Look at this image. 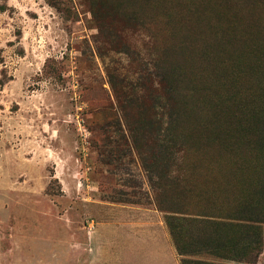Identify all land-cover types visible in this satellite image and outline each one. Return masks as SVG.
Masks as SVG:
<instances>
[{
  "label": "rangeland",
  "instance_id": "obj_1",
  "mask_svg": "<svg viewBox=\"0 0 264 264\" xmlns=\"http://www.w3.org/2000/svg\"><path fill=\"white\" fill-rule=\"evenodd\" d=\"M162 5L129 21L90 0H0V264H173L160 241L127 233L131 219H158L162 176L193 182L191 214L209 199L220 217L259 182L251 158L236 169L237 158H213L216 145L187 152L181 132L210 134V108L195 106L179 127L164 70L180 67L186 82L203 72L213 86L211 72L230 71L225 54L241 47L231 36L264 29V10L253 0ZM231 125L217 116L211 130ZM177 222L179 264H264V224Z\"/></svg>",
  "mask_w": 264,
  "mask_h": 264
},
{
  "label": "trees",
  "instance_id": "obj_2",
  "mask_svg": "<svg viewBox=\"0 0 264 264\" xmlns=\"http://www.w3.org/2000/svg\"><path fill=\"white\" fill-rule=\"evenodd\" d=\"M94 10L107 8L112 10L114 15L120 16L126 20L139 19L140 12L144 11L150 5L155 6L157 11H163L166 5H162L168 0H90ZM259 5V8L264 10V0H253ZM134 3H138L140 11L134 8ZM232 17L237 22V28L240 25V19L237 14L232 13ZM147 18V16H146ZM250 21L249 26L251 25ZM236 28V29H237ZM262 30L250 29L245 37V33L241 34L238 31L231 34L235 42L240 43L239 51L232 54H225L223 65L229 67L230 71L222 72L216 66L211 72V77L214 80L213 86L208 84L203 72L196 75L193 82H186L183 70L180 67L172 66L166 68V78L172 86V96L177 103L176 111L179 122V127L182 122L186 121L182 116L194 112L195 106H206L210 108V134L201 136L194 132H181V137L184 138V145L187 152L199 151L201 149L217 146L213 158L219 161V157L230 158L237 162L235 163L238 169L239 163H244L250 158L257 161L261 166L260 180L255 187L249 184L250 188L241 193L235 202V206L231 207V214L218 216L221 213L215 212V203L206 199L202 211L197 214H191L189 205V194L193 192L194 185L190 180L173 179L167 176H162L159 181L160 194L155 199L157 211L165 215L166 225L175 243L176 249L180 256H184L183 236L177 232V222L181 218L188 219L190 215H197L199 218L210 222L214 218H224L237 223V226L251 227L253 232H257L259 225L264 224V36ZM224 55V53H223ZM182 83V88L180 84ZM215 86L221 88L218 92ZM217 116H222L228 120L230 118L231 128L224 135L213 133L211 130L212 123ZM219 123V121H217ZM229 123V121H228ZM230 124V123H229ZM197 126L190 130H196ZM260 127V128H258ZM202 137L206 138V142L202 144ZM192 147H197L194 149ZM241 163V166L244 164ZM242 169L237 170L243 172ZM191 179V177H190ZM192 180V179H191ZM193 181V180H192ZM234 186L228 189L229 192L236 189ZM204 194V193H203ZM201 194L200 196H203ZM242 197L247 198L241 201ZM205 199V198H204ZM218 208L216 209V211ZM229 222H224V225ZM256 228V229H255ZM257 235H255V238ZM252 244L261 246L262 237L258 235V239L251 241ZM261 252L257 253L256 259ZM183 264H187L183 262Z\"/></svg>",
  "mask_w": 264,
  "mask_h": 264
},
{
  "label": "crops",
  "instance_id": "obj_3",
  "mask_svg": "<svg viewBox=\"0 0 264 264\" xmlns=\"http://www.w3.org/2000/svg\"><path fill=\"white\" fill-rule=\"evenodd\" d=\"M156 213H158V219H155L154 217H149L148 219L142 218L137 223L133 222V220L131 219L129 222L133 225V227L135 226V229L134 228L130 229L129 227H127V228H129V229H127V233H130V230H132L133 232H136L137 234H139L141 237L143 236L142 237L143 241H145V239L146 240L147 239L152 240V241H154V240L160 241L163 244V248H164L163 253L164 254L168 253L169 255L172 256V258H173L172 263L173 264H179L177 256L180 257V254H178L176 246L171 240L172 239L171 234L168 231V229L164 226L161 214L158 211H156ZM132 218H134V217H132ZM139 226L142 228H139ZM159 226H160V228H159ZM227 262H231L233 264H254V263L249 262V261L245 262V260H241V259H228V258L222 259V262H214V261L204 262V261H200V260H194V262H187V264H227ZM165 263H166V261L162 262V264H165ZM168 264H170V263H168Z\"/></svg>",
  "mask_w": 264,
  "mask_h": 264
}]
</instances>
